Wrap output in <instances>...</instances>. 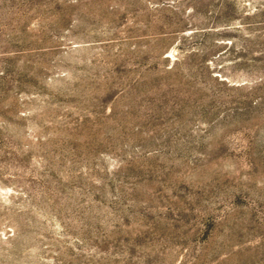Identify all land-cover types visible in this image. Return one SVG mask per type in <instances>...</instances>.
<instances>
[{
    "label": "rangeland",
    "instance_id": "obj_1",
    "mask_svg": "<svg viewBox=\"0 0 264 264\" xmlns=\"http://www.w3.org/2000/svg\"><path fill=\"white\" fill-rule=\"evenodd\" d=\"M0 264H264V0H0Z\"/></svg>",
    "mask_w": 264,
    "mask_h": 264
}]
</instances>
